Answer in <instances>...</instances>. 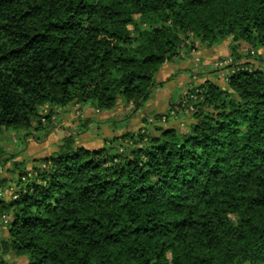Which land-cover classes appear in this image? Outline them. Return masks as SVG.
<instances>
[{
  "label": "trees",
  "instance_id": "1",
  "mask_svg": "<svg viewBox=\"0 0 264 264\" xmlns=\"http://www.w3.org/2000/svg\"><path fill=\"white\" fill-rule=\"evenodd\" d=\"M228 39L226 86L183 95L185 128L165 125L171 109L90 149L87 119L31 169L15 162L0 264H264V0H0V139L86 104L136 112L182 48Z\"/></svg>",
  "mask_w": 264,
  "mask_h": 264
},
{
  "label": "rangeland",
  "instance_id": "2",
  "mask_svg": "<svg viewBox=\"0 0 264 264\" xmlns=\"http://www.w3.org/2000/svg\"><path fill=\"white\" fill-rule=\"evenodd\" d=\"M231 42L232 39H228L227 43L211 50L201 48L192 54H186L185 48H182L180 57L175 62L162 67L163 69L168 66L166 71L172 72L173 76L168 82L164 81V85L154 91L151 98L136 112H133L132 105L120 104L111 113H100L91 104H86L76 106L71 113L57 115L52 123L56 128L35 131L33 132L35 138L33 134L30 135L19 130H8L3 133L0 145L5 148V152L8 154L3 157L16 158L6 164L0 162V176L11 182L9 189L0 190L4 200H10L17 190V174L12 172L15 162H23L26 167L31 169L35 165V160H41L56 152L60 141L69 134L67 128H77L87 119L92 121L89 125L90 130L76 136V141L78 145L90 149L103 146L104 138L109 140L126 130L137 131L147 125L150 127L151 122H156L154 118L157 114L169 113L171 109L165 125L185 128L194 105L191 104L190 110L187 109L186 102H183L182 105L185 108H181V98L194 86L202 84L208 78L226 86L225 78L231 73V69L227 67L229 64L226 62L231 54ZM249 49L247 44L241 43L242 54H248ZM259 53H263V51L260 50ZM252 55L256 54L252 53ZM180 69L186 70L185 73L180 74ZM47 110V107H43L40 113L46 114ZM118 120L122 122H118ZM233 219L236 220V217ZM25 260V258H16L15 264H26Z\"/></svg>",
  "mask_w": 264,
  "mask_h": 264
},
{
  "label": "crops",
  "instance_id": "3",
  "mask_svg": "<svg viewBox=\"0 0 264 264\" xmlns=\"http://www.w3.org/2000/svg\"><path fill=\"white\" fill-rule=\"evenodd\" d=\"M168 64H170V63H167L166 65H168ZM167 67L160 70V72L157 74L156 79H157V81L159 80L158 82H164V81L168 82L170 80L171 76H173L172 72L166 71V70H168Z\"/></svg>",
  "mask_w": 264,
  "mask_h": 264
},
{
  "label": "built area",
  "instance_id": "4",
  "mask_svg": "<svg viewBox=\"0 0 264 264\" xmlns=\"http://www.w3.org/2000/svg\"><path fill=\"white\" fill-rule=\"evenodd\" d=\"M193 99H195V97L192 96Z\"/></svg>",
  "mask_w": 264,
  "mask_h": 264
}]
</instances>
